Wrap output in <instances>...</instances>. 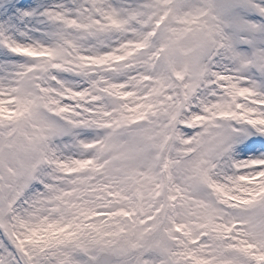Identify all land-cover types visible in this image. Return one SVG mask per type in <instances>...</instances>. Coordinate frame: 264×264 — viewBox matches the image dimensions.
<instances>
[{"label": "snow or ice", "instance_id": "snow-or-ice-1", "mask_svg": "<svg viewBox=\"0 0 264 264\" xmlns=\"http://www.w3.org/2000/svg\"><path fill=\"white\" fill-rule=\"evenodd\" d=\"M0 264H264V0H0Z\"/></svg>", "mask_w": 264, "mask_h": 264}]
</instances>
